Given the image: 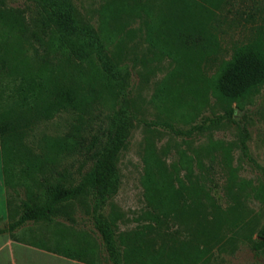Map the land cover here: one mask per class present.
<instances>
[{
    "label": "trees",
    "instance_id": "trees-1",
    "mask_svg": "<svg viewBox=\"0 0 264 264\" xmlns=\"http://www.w3.org/2000/svg\"><path fill=\"white\" fill-rule=\"evenodd\" d=\"M24 1V7H10L0 0L1 174L5 186L16 177L27 178L39 189L35 199L44 202L37 203L29 188L18 207L7 202L11 217L0 234L27 222L50 220L63 205L86 193L92 225L111 264H205L214 250L250 241L257 220L248 214V183L237 179L229 149L223 150L227 199L219 202L211 194L217 182L212 142L205 150L207 163L202 158L192 163L183 152L177 162L168 163L154 148L145 152V209L135 228L118 231V213H104L119 187L118 155L132 128L123 69L112 47L126 25L142 23L148 45L175 62L158 88L161 100L179 104V91L185 90L182 107L210 97L220 104L222 113L186 129L167 119L145 122L192 136L231 118L235 108H242L264 85V23L233 45L227 58L217 59L218 17L226 0H100L93 21L84 18L72 0ZM208 57L216 60L214 67L201 65ZM62 111L74 113V121L63 135L42 139L36 150L28 141L32 130ZM244 141L242 137L245 151ZM76 149L90 162L81 178L52 164L55 155ZM258 234L263 242L264 223ZM53 252L96 264L95 247L86 240L62 243Z\"/></svg>",
    "mask_w": 264,
    "mask_h": 264
},
{
    "label": "rangeland",
    "instance_id": "rangeland-1",
    "mask_svg": "<svg viewBox=\"0 0 264 264\" xmlns=\"http://www.w3.org/2000/svg\"><path fill=\"white\" fill-rule=\"evenodd\" d=\"M4 1L10 7L25 5L24 0ZM72 1L84 18L92 21L97 18L96 9L100 0ZM226 1L218 17L220 49L215 56L217 59L221 56L227 58L233 45L251 37L258 26L264 23V0ZM114 45L116 47L112 49L117 51V59L123 69V86L132 112V128L118 155L119 187L105 206L104 213H118V231L135 228L141 222V213L145 209L141 184L145 152L154 148L168 163L177 162L182 152L191 157L192 163L197 158L207 163L209 160L205 150L212 142V175L217 182L211 185V194L219 202L227 199L223 186L227 176V168L223 165V150L229 149L230 166L237 179L248 183L244 189L248 214L255 216L257 221L250 241H238L232 249L226 247L224 251L214 250L205 264H264V241H261L258 234L264 223V85L242 108H235L231 118L218 126L192 136L176 135L162 125L147 126L145 122L167 119L175 127L186 129L200 123L205 116L222 113V107L211 97L200 104L195 103L193 107H182L187 97L185 90L179 91V104L172 106L161 100L158 88L163 78L174 69L175 62L148 45L142 23L135 21L126 25L123 32L115 37ZM216 63L210 57L201 61V65L208 67H214ZM74 118V113L62 111L50 120L37 124L28 141L36 148L44 138L61 136ZM242 137H245V151L241 149ZM52 164L57 171H66L69 176L81 178L90 162L85 158L83 150L76 149L69 154L55 155ZM193 168L197 170L196 165ZM54 176L57 177V174ZM27 188L32 191V195L39 191L37 187L31 186L27 178L16 177L9 186L0 180V227L6 225L11 217L7 202L13 209L18 207L28 196ZM35 201L44 202L42 199ZM61 208L50 220L27 222L12 233L0 234V264H85L53 252L62 243L83 240L95 247L96 264H111L91 222L90 195L84 193ZM36 243L50 247L53 251L38 248Z\"/></svg>",
    "mask_w": 264,
    "mask_h": 264
},
{
    "label": "crops",
    "instance_id": "crops-1",
    "mask_svg": "<svg viewBox=\"0 0 264 264\" xmlns=\"http://www.w3.org/2000/svg\"><path fill=\"white\" fill-rule=\"evenodd\" d=\"M0 180L3 181L2 174H1V163H0Z\"/></svg>",
    "mask_w": 264,
    "mask_h": 264
}]
</instances>
